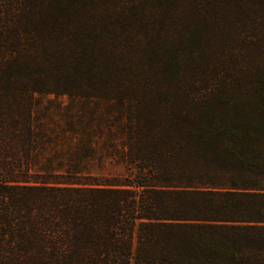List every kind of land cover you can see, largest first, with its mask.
<instances>
[{
  "label": "trees",
  "instance_id": "obj_1",
  "mask_svg": "<svg viewBox=\"0 0 264 264\" xmlns=\"http://www.w3.org/2000/svg\"><path fill=\"white\" fill-rule=\"evenodd\" d=\"M36 94L125 104L136 170L33 173ZM0 264H264V0H0Z\"/></svg>",
  "mask_w": 264,
  "mask_h": 264
},
{
  "label": "rangeland",
  "instance_id": "obj_2",
  "mask_svg": "<svg viewBox=\"0 0 264 264\" xmlns=\"http://www.w3.org/2000/svg\"><path fill=\"white\" fill-rule=\"evenodd\" d=\"M128 107L116 100L36 94L37 174L73 173L124 178L136 168L128 161Z\"/></svg>",
  "mask_w": 264,
  "mask_h": 264
}]
</instances>
